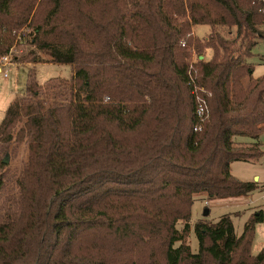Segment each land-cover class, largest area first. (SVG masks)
I'll list each match as a JSON object with an SVG mask.
<instances>
[{
    "label": "trees",
    "instance_id": "trees-1",
    "mask_svg": "<svg viewBox=\"0 0 264 264\" xmlns=\"http://www.w3.org/2000/svg\"><path fill=\"white\" fill-rule=\"evenodd\" d=\"M259 37L261 0H0V59L25 42L31 62L73 68L27 82L0 123V153L27 150L0 199V264H264V247L252 253L262 210L240 235L225 214L195 223L197 252L186 241L197 194L258 188L231 163L263 154L234 142L264 132V75L245 84Z\"/></svg>",
    "mask_w": 264,
    "mask_h": 264
},
{
    "label": "rangeland",
    "instance_id": "rangeland-1",
    "mask_svg": "<svg viewBox=\"0 0 264 264\" xmlns=\"http://www.w3.org/2000/svg\"><path fill=\"white\" fill-rule=\"evenodd\" d=\"M193 31V36L203 39L207 37L212 29L208 25H196L193 27ZM217 31L227 38H233L236 35V28L229 30L220 27L217 28ZM32 48L31 44L25 42L15 45L11 50L12 53H10V64L3 68L7 70L8 74L5 76L3 72H0V123L8 107L25 96L27 82L34 81L44 84L53 77L70 79L73 75L72 65L49 62V57L44 53L39 54L41 61L31 62L30 59L25 58V54ZM205 53L206 58H209L211 51L207 50ZM247 62L252 65L253 71L250 76L245 78L246 85L250 79H256L264 75V38L259 37L257 39L253 55L247 58ZM234 142L246 145H251L255 142L260 143L263 151L260 158L235 160L231 163V171L235 177L243 181H255L258 188L247 196L229 199L212 200L207 198L204 193L197 194L194 198L191 220L189 221L191 230L186 239L193 252L198 251V238L194 225L199 220L205 219L215 222L223 215L230 214L235 233L240 235L251 213L258 210H262L264 213V132L258 138L238 135L234 137ZM9 146L8 149L3 148L2 153H0V158L4 162V167L0 168V172L4 175L6 181V189L0 199L17 192L18 178L27 157V150L23 142ZM181 225L180 223L179 227ZM178 244L179 242L176 243V245ZM262 247H264V220L256 224L252 253H258Z\"/></svg>",
    "mask_w": 264,
    "mask_h": 264
},
{
    "label": "built area",
    "instance_id": "built-area-1",
    "mask_svg": "<svg viewBox=\"0 0 264 264\" xmlns=\"http://www.w3.org/2000/svg\"><path fill=\"white\" fill-rule=\"evenodd\" d=\"M261 2H262V10H263V12H264V0H261ZM181 45L183 46V47H186L187 46V42H186V40H182L181 41ZM12 50V49H11ZM10 53H12V51H10ZM10 53L9 54H7V55H5V56H3L1 59H0V72L2 73H4V75L6 76L8 73H7V70H4L3 68L4 67H6V66H8L9 64H10V62H11V60H10ZM195 56H196V53H195V51H193V55L190 57V58H188L187 59V63H188V65H189V68H188V74L191 76L192 74V72H191V69H192V67H193V62L195 61ZM201 57H203L202 55L200 56V58ZM191 78H192V76H191ZM195 92H196V89H195ZM197 101H198V107H197V110H196V113H197V115L199 116V117H202L203 115H204V113H205V108H206V106H205V103H203V99H202V97L201 96H199L198 94H197ZM200 129V127H198V126H196V127H194V130H199Z\"/></svg>",
    "mask_w": 264,
    "mask_h": 264
},
{
    "label": "water",
    "instance_id": "water-1",
    "mask_svg": "<svg viewBox=\"0 0 264 264\" xmlns=\"http://www.w3.org/2000/svg\"><path fill=\"white\" fill-rule=\"evenodd\" d=\"M202 58V57H201Z\"/></svg>",
    "mask_w": 264,
    "mask_h": 264
}]
</instances>
